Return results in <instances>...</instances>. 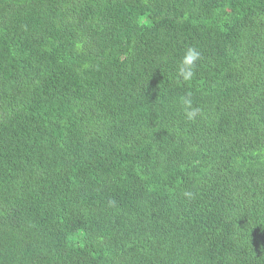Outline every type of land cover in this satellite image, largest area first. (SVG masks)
<instances>
[{
    "label": "trees",
    "instance_id": "16d2710c",
    "mask_svg": "<svg viewBox=\"0 0 264 264\" xmlns=\"http://www.w3.org/2000/svg\"><path fill=\"white\" fill-rule=\"evenodd\" d=\"M0 264H264V0H0Z\"/></svg>",
    "mask_w": 264,
    "mask_h": 264
},
{
    "label": "clouds",
    "instance_id": "9594fccd",
    "mask_svg": "<svg viewBox=\"0 0 264 264\" xmlns=\"http://www.w3.org/2000/svg\"><path fill=\"white\" fill-rule=\"evenodd\" d=\"M201 60V54L193 47L186 49L183 57L177 65V77L184 82L190 81L195 74L196 65ZM184 115L187 120H194L200 113L198 108L192 107V102L189 98H182Z\"/></svg>",
    "mask_w": 264,
    "mask_h": 264
}]
</instances>
